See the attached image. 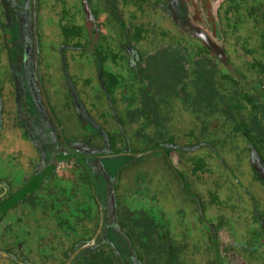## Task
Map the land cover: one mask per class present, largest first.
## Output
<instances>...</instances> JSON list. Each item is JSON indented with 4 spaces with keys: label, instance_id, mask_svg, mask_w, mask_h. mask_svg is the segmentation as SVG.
Returning <instances> with one entry per match:
<instances>
[{
    "label": "flooded vegetation",
    "instance_id": "1",
    "mask_svg": "<svg viewBox=\"0 0 264 264\" xmlns=\"http://www.w3.org/2000/svg\"><path fill=\"white\" fill-rule=\"evenodd\" d=\"M0 264H264V0H0Z\"/></svg>",
    "mask_w": 264,
    "mask_h": 264
},
{
    "label": "rangeland",
    "instance_id": "2",
    "mask_svg": "<svg viewBox=\"0 0 264 264\" xmlns=\"http://www.w3.org/2000/svg\"><path fill=\"white\" fill-rule=\"evenodd\" d=\"M187 234L190 235V234H192V233L187 232Z\"/></svg>",
    "mask_w": 264,
    "mask_h": 264
},
{
    "label": "water",
    "instance_id": "3",
    "mask_svg": "<svg viewBox=\"0 0 264 264\" xmlns=\"http://www.w3.org/2000/svg\"><path fill=\"white\" fill-rule=\"evenodd\" d=\"M36 56H37V53H36Z\"/></svg>",
    "mask_w": 264,
    "mask_h": 264
}]
</instances>
